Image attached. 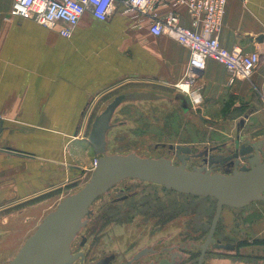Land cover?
Returning <instances> with one entry per match:
<instances>
[{
  "label": "crops",
  "instance_id": "1",
  "mask_svg": "<svg viewBox=\"0 0 264 264\" xmlns=\"http://www.w3.org/2000/svg\"><path fill=\"white\" fill-rule=\"evenodd\" d=\"M14 3L0 0L1 211L70 183L80 184L98 158L89 141L90 121L125 94L130 84L175 87L191 62L188 47L168 35L153 36L147 24L134 28L130 18L121 14V5L107 21L86 12L67 38L59 28L13 16ZM179 14L180 22L189 27L185 8ZM263 35L264 0H230L218 35L220 43L251 54L264 49ZM193 71L191 91L202 93L200 109L208 120L233 117L241 103L252 106L249 114H258L256 103L264 97L263 63L250 79L237 80L232 86L227 69L214 59L207 60L205 69ZM228 102L234 105L224 111ZM244 114L238 118L246 119ZM241 120L239 130L244 128ZM47 205L40 202L26 208L23 223L20 214L14 216V228L1 232L3 247H22L30 237L26 232L32 235L33 227L40 224L35 216L42 214L38 209ZM8 217L1 223L12 215Z\"/></svg>",
  "mask_w": 264,
  "mask_h": 264
},
{
  "label": "rangeland",
  "instance_id": "2",
  "mask_svg": "<svg viewBox=\"0 0 264 264\" xmlns=\"http://www.w3.org/2000/svg\"><path fill=\"white\" fill-rule=\"evenodd\" d=\"M124 90V93L136 94L138 98L123 103L115 112L107 137L109 154L137 153L148 158L164 157L171 159L174 165H179L180 161L169 150V145L191 146L194 153H199L218 145L227 149L234 148L237 133L241 134L243 142L264 138V97L256 103V115L249 114L252 106L241 103L240 108L236 109L239 113L233 111V117L208 120L200 109L202 103L184 112L180 101L175 99L177 95L184 94L175 87L139 83L130 84ZM232 105L234 103H226L224 111H230ZM240 114L247 116L244 118V128L239 130ZM92 123L93 120L89 123L88 133ZM163 144L167 146L162 147ZM201 162V159L193 158L188 162L187 169L192 170L195 166H200ZM92 174L89 171L84 180L75 186L70 183L62 190L52 191L26 204L14 203L18 206L13 207L12 204L8 209L0 210V244H3L1 232L7 233L10 228H14V216L20 214L19 218L23 223L28 217L27 212H24L26 208L46 202L48 205L45 209H38L42 214L35 215L36 219L39 218L38 223H41L64 198L79 191L91 179ZM126 184L131 187L129 193L134 195L131 199L111 204L120 194L109 192L93 204L96 215L83 231V235L88 238L87 246L83 249L84 252L88 251L87 260L110 250L124 256L129 247L140 248L158 237L172 241L192 238L197 242L207 238L215 215V199L185 195L167 190L161 185L129 179L120 187ZM148 207L157 208L160 217L153 215L152 209H148L145 214ZM7 216L11 219L1 223ZM32 231L31 233L36 231V226ZM28 235L31 236L27 231L26 237ZM215 238L226 242L240 240L242 250L247 252L246 255L240 254L238 259L233 251H224L221 255L230 256L221 257L224 261H212V258L219 257L209 255L207 264H264V201L252 202L242 209L224 207ZM14 240L18 242L20 238L17 236ZM78 243L79 241L76 245ZM2 244L0 264H7L15 258L21 246L4 248Z\"/></svg>",
  "mask_w": 264,
  "mask_h": 264
},
{
  "label": "water",
  "instance_id": "3",
  "mask_svg": "<svg viewBox=\"0 0 264 264\" xmlns=\"http://www.w3.org/2000/svg\"><path fill=\"white\" fill-rule=\"evenodd\" d=\"M264 39V35L260 38ZM138 98L136 94L117 96L92 123L89 141L98 156L97 166L91 179L77 192L64 198L38 225L26 240L15 258L7 264H73L78 255L72 253V243L88 224L93 214L95 201L125 180L136 179L164 186L181 194L213 198L216 210L206 242L202 245V258L208 246L215 242L214 235L224 207L242 209L255 201L264 200V138L254 142H243L239 133L235 139L233 156L209 155V167L187 169L194 155L193 147L169 145L170 151L180 161L174 165L168 158H148L137 153L109 154L107 134L117 109L125 102ZM184 112L191 110L185 95L175 97ZM244 119L240 125L244 126ZM0 121V136L3 132ZM163 144L162 147H166ZM218 147L206 150L208 155ZM236 161V169L228 173L212 170L214 164ZM248 162L238 170L240 162ZM218 248H227L219 246Z\"/></svg>",
  "mask_w": 264,
  "mask_h": 264
},
{
  "label": "built area",
  "instance_id": "4",
  "mask_svg": "<svg viewBox=\"0 0 264 264\" xmlns=\"http://www.w3.org/2000/svg\"><path fill=\"white\" fill-rule=\"evenodd\" d=\"M230 0H15L12 15L30 18L49 29L59 28L60 34L70 37L86 12L100 21H107L121 5V14L130 18L134 28L148 25L155 37L168 35L191 51L190 69L175 88L187 93L191 105L203 102L199 91H191L194 69L203 70L208 59L222 64L229 74V85L237 80L250 79L264 64V49L251 54L240 47L225 48L219 40L226 6ZM245 1V0H243ZM185 8L190 19L187 27L180 22L179 10ZM62 25H65L62 26ZM94 159L91 171L97 166Z\"/></svg>",
  "mask_w": 264,
  "mask_h": 264
},
{
  "label": "flooded vegetation",
  "instance_id": "5",
  "mask_svg": "<svg viewBox=\"0 0 264 264\" xmlns=\"http://www.w3.org/2000/svg\"><path fill=\"white\" fill-rule=\"evenodd\" d=\"M216 147L218 148L210 152L208 155L206 154V150L208 148L199 153H194L193 150L194 155H198V154L202 155L200 157L197 156L191 157V159L196 158L202 160L201 165L195 167H209V157H208L209 155H214V156L222 155L223 157H231L233 156L232 152L235 151L233 148L227 149L223 145H218ZM174 155L176 156L175 153ZM234 161L236 160L231 159L225 163L218 162L213 165L212 170L220 173L232 172L236 169V164ZM243 166L249 167V163L247 161L240 162V164L238 165V170ZM129 180H135L140 183L159 186L157 184L139 181L136 179H129ZM123 183L124 181L119 185L115 186L114 188H112V190H110V193H114V195L120 194L119 197L112 200L111 204L127 201L134 196L133 194L129 193L131 187H129L127 184L124 187H120ZM27 202L28 201H24L20 204H26ZM147 204L148 203H146V205ZM15 206L18 205H13V207ZM148 209L149 210L152 209L153 215H158L160 217V215L157 214L158 213L157 208L148 207L145 211V214H147V212L149 211ZM95 215H96V210L93 209V214L91 215L88 224L82 229L80 234L72 243V253L78 255V259L73 264H207L209 255H214L216 257H219V258H212L211 259L212 261H224L225 259L221 257L224 258L230 257V256L221 255L224 251H233L235 253V258L238 259L241 257L240 254L246 255L247 252L242 250V242L240 240H238L237 242H226L220 239H216L214 235L215 242L211 243L208 246L204 257L202 258L203 249L201 246L204 245L207 238L202 242H197L192 238H186L179 241H172L171 239L167 240L166 238L158 237L154 239L152 243L146 244L140 248L136 249L129 247V250H127L124 256H122L120 253L116 251L110 250L108 253L95 257L89 261L87 260L88 251L84 252L83 250L88 243V238L83 235V231L90 225ZM77 241H79L78 245H76ZM219 246H226L227 248H218ZM1 262L2 261L0 257V263Z\"/></svg>",
  "mask_w": 264,
  "mask_h": 264
},
{
  "label": "bare ground",
  "instance_id": "6",
  "mask_svg": "<svg viewBox=\"0 0 264 264\" xmlns=\"http://www.w3.org/2000/svg\"><path fill=\"white\" fill-rule=\"evenodd\" d=\"M107 137H108V134H107ZM107 139V138H106ZM108 142V141H107Z\"/></svg>",
  "mask_w": 264,
  "mask_h": 264
}]
</instances>
